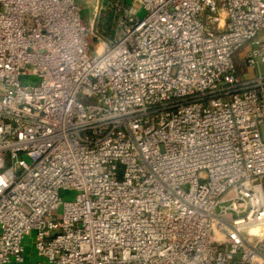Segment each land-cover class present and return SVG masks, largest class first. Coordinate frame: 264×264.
<instances>
[{
  "label": "built area",
  "instance_id": "obj_1",
  "mask_svg": "<svg viewBox=\"0 0 264 264\" xmlns=\"http://www.w3.org/2000/svg\"><path fill=\"white\" fill-rule=\"evenodd\" d=\"M137 1L0 0V264H264V0Z\"/></svg>",
  "mask_w": 264,
  "mask_h": 264
},
{
  "label": "rangeland",
  "instance_id": "obj_2",
  "mask_svg": "<svg viewBox=\"0 0 264 264\" xmlns=\"http://www.w3.org/2000/svg\"><path fill=\"white\" fill-rule=\"evenodd\" d=\"M135 10H138V4L135 3ZM82 19L83 21L88 25L89 24V19H88V11L87 9L83 10L82 12ZM90 28V45L92 47V49H98L99 45H103V47H106L107 44H109L112 35H113V30H110L107 33H104L101 31V27H98V29L100 30L101 33H99V36L101 37L100 40H96L93 37V34L91 33V27ZM94 28L96 29L97 26H94ZM97 34V33H95ZM98 35V34H97ZM245 50L242 49L237 56V63L238 66L241 69V74L242 73H246V69H245V60L244 58H241L243 56V52ZM264 69V64H262L261 66ZM75 191H62L61 195L63 198L65 199H73L75 197ZM23 245L25 247V258H26V262L22 263V264H37L39 261H44L46 264L47 261L41 257L38 256L37 254V249H36V243H35V232H32L28 235H26L23 239Z\"/></svg>",
  "mask_w": 264,
  "mask_h": 264
},
{
  "label": "crops",
  "instance_id": "obj_3",
  "mask_svg": "<svg viewBox=\"0 0 264 264\" xmlns=\"http://www.w3.org/2000/svg\"><path fill=\"white\" fill-rule=\"evenodd\" d=\"M81 11L87 9L88 11V27L97 26L101 27V31L104 33L112 30L113 22L115 19L114 5L121 3L126 9L133 7L135 9V3H139L137 0H77Z\"/></svg>",
  "mask_w": 264,
  "mask_h": 264
},
{
  "label": "bare ground",
  "instance_id": "obj_4",
  "mask_svg": "<svg viewBox=\"0 0 264 264\" xmlns=\"http://www.w3.org/2000/svg\"><path fill=\"white\" fill-rule=\"evenodd\" d=\"M103 48H104V47H103V45H102V44H101V45H99L98 51H99V52H102Z\"/></svg>",
  "mask_w": 264,
  "mask_h": 264
}]
</instances>
